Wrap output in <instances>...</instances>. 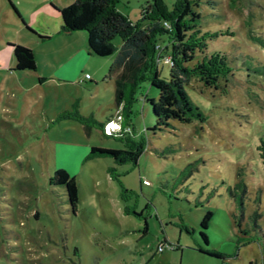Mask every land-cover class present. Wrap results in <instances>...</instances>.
Segmentation results:
<instances>
[{"label":"rangeland","instance_id":"1","mask_svg":"<svg viewBox=\"0 0 264 264\" xmlns=\"http://www.w3.org/2000/svg\"><path fill=\"white\" fill-rule=\"evenodd\" d=\"M188 1L197 2L208 35L198 59L220 53L230 69L217 88L195 77L185 85L203 121L171 120L152 131L143 98H156L158 88L146 79L116 107L114 79L104 77L114 53L97 57L86 40L74 82L60 86L29 70L2 75L0 264H264V0ZM146 2L170 11L176 0H119L115 9L135 21ZM61 46L52 40L38 49L56 66L70 54ZM159 69L167 78L168 65ZM75 112L95 120L88 134ZM118 112L120 129L104 133ZM91 146L133 150L135 158L87 156ZM58 168L75 177V213L64 186L49 183ZM208 211L205 244L199 231Z\"/></svg>","mask_w":264,"mask_h":264},{"label":"trees","instance_id":"2","mask_svg":"<svg viewBox=\"0 0 264 264\" xmlns=\"http://www.w3.org/2000/svg\"><path fill=\"white\" fill-rule=\"evenodd\" d=\"M119 0H73L70 4L57 8L60 17V31L86 32L87 46L91 54L97 57L114 58L107 68L105 78H113L114 103L123 109L128 103V89L141 80L155 83L158 88L156 98L143 100L149 102L155 122L152 131L169 127L171 120L191 122L193 119L203 121L205 116L194 105L185 90L191 78H197L207 87H218L220 77L229 73L225 56L216 53L198 59L197 52L206 48L208 35L200 33V14L194 9L197 2L176 0L170 11L161 2L154 6L146 2L141 6L140 15L135 21L117 11L115 5ZM39 40L44 39L33 30ZM119 37L118 46L112 40ZM12 54L15 71L34 70L36 62L33 51L23 45L13 44ZM169 57V61L165 58ZM168 65L167 78L161 77L159 63ZM89 77V75H88ZM91 82V81H90ZM84 122L88 134L87 122H95L91 117L78 113L72 116ZM98 125H101L98 123ZM108 155L119 163L134 159V151L91 146L87 156ZM261 158L264 163V144ZM49 183L65 188L67 202L73 213L76 212L78 191L75 177L62 168L56 169L49 177ZM125 189L122 190L124 192ZM211 212H206L200 221L199 234L208 244L204 228L207 227ZM264 251V249H263Z\"/></svg>","mask_w":264,"mask_h":264},{"label":"crops","instance_id":"3","mask_svg":"<svg viewBox=\"0 0 264 264\" xmlns=\"http://www.w3.org/2000/svg\"><path fill=\"white\" fill-rule=\"evenodd\" d=\"M70 1L72 0H40L36 2H32L31 0H0V79L7 69L17 75L26 74L11 69L14 67L12 45L20 44L33 51L36 68L34 70H29V72H33V74L36 75L43 73L44 75L40 77V80H57L60 86L67 81H76L84 69V58L89 54L85 53L84 50V40H86L85 33L81 34L80 31L63 33L60 31V17L57 8L64 7ZM26 27L45 38L39 40L37 36L28 31ZM20 39H24L25 42L21 43ZM52 40L61 43L62 46L57 50L58 52L61 54L63 52H70L64 60H59L56 66L50 65L47 62L46 53L38 49L39 46L41 47L43 44ZM72 40L73 44L77 45L76 49L72 48ZM50 51L51 54L56 52L54 50ZM87 51L90 52L88 46ZM111 62L112 61H110V63ZM110 63L107 65H110ZM104 66H106V63L103 64V67ZM17 72H20V74ZM86 74L88 73H85L84 77ZM85 78H88L89 81H91L90 83H94L90 75ZM110 107L111 105H109L108 108L110 109ZM118 114L119 112L115 115L110 114L106 122L110 119H114Z\"/></svg>","mask_w":264,"mask_h":264},{"label":"built area","instance_id":"4","mask_svg":"<svg viewBox=\"0 0 264 264\" xmlns=\"http://www.w3.org/2000/svg\"><path fill=\"white\" fill-rule=\"evenodd\" d=\"M165 61H169V57L165 58ZM85 77H88V74L85 75ZM120 119L121 116L118 114L114 119L108 120L104 125H103V131L104 133L110 134L112 130L115 129H120ZM144 183H148L147 181H144Z\"/></svg>","mask_w":264,"mask_h":264}]
</instances>
